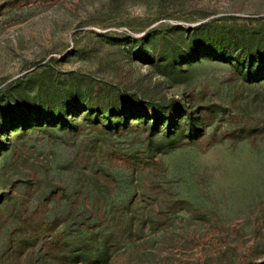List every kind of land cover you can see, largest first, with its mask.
I'll list each match as a JSON object with an SVG mask.
<instances>
[{"label":"rangeland","instance_id":"obj_1","mask_svg":"<svg viewBox=\"0 0 264 264\" xmlns=\"http://www.w3.org/2000/svg\"><path fill=\"white\" fill-rule=\"evenodd\" d=\"M0 264H264V0H0Z\"/></svg>","mask_w":264,"mask_h":264}]
</instances>
